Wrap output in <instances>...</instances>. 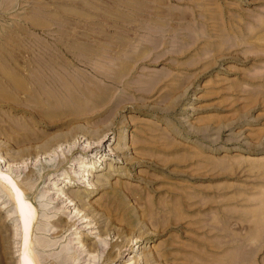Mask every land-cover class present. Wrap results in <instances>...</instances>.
Here are the masks:
<instances>
[{
  "label": "rangeland",
  "instance_id": "374dc122",
  "mask_svg": "<svg viewBox=\"0 0 264 264\" xmlns=\"http://www.w3.org/2000/svg\"><path fill=\"white\" fill-rule=\"evenodd\" d=\"M0 171V264L30 251L2 171L37 182L31 240L41 188L82 195L42 264L77 235L85 264H264V0H0Z\"/></svg>",
  "mask_w": 264,
  "mask_h": 264
},
{
  "label": "bare ground",
  "instance_id": "6f19581e",
  "mask_svg": "<svg viewBox=\"0 0 264 264\" xmlns=\"http://www.w3.org/2000/svg\"><path fill=\"white\" fill-rule=\"evenodd\" d=\"M96 145H98V144H96ZM65 160L68 161L70 159L67 157V158L56 160V158L52 157V158H48L46 160V163L47 164L49 163L48 165H50L51 163L52 164L53 163L57 164L56 167H55V170L50 171V172H52L51 173V177L54 178L56 181H59V180L60 181H64L63 177H61L62 174H58L57 172L60 170V168L62 167L61 165L64 163ZM80 162H81V164H80L79 169H75V168L70 167V171H69V173H71L73 177H77L76 178L77 180H80L83 175H86V174H82V176H79V173H80V170H81L80 168L82 166L84 167V165H85V164H83L84 163L83 161H80ZM43 167H44V165H42V169H43ZM91 172H92V170H90V175L92 174ZM2 173L6 175V180H5V184L2 186V188H3L2 191H4L6 195L10 196L11 193H13L14 189L17 190L16 192H19V200H20V202L23 203V210L20 209V210H17V211L19 212V214H20V216H21V218H22V220L24 222L23 227H24V230L26 231L27 240L30 241L29 256H28V259L26 261L23 260V264H42V262H41L42 261V257L39 256L40 249L44 250L45 248H50V247L54 246L55 244H57L56 243L57 241H52L53 239H50V236L48 237L47 234H46L47 232H49V230H51L48 227V222L52 221V220H56L57 222H60L61 221V215L58 216V217H55L57 215V213H60V211H61V213L64 214V213L69 211L70 205L77 204L76 201L82 202L81 201V198H82L81 196L82 195L80 196L79 193H73V194L67 195V193L62 188H57L58 186H56L57 185L56 182H52L51 183V182H49L47 180L49 183H51V185H49L51 187L47 188V189L41 188L39 190V192L37 193V195L35 196V197H37L40 200V205L43 208L42 212H40V213H41L44 221L40 220V222L38 224V227H37V229L39 231H42L43 235H39V234L35 235L34 240H31L30 238H28V235L33 233L34 225H35V223L38 220V214L39 213H38V209H37L36 205L34 204L35 202L33 203V200L31 199V196H29V191H31L36 186L37 182H31V183L26 184L27 185L26 187L25 186L22 187V185L19 182H17V181H14V180L10 181L9 174L5 173L4 171H2ZM38 175H39L38 177H40V178L42 177L41 170H39ZM87 175H88V173H87ZM43 176H45V175H43ZM53 189H55L54 193L49 192L50 190H53ZM83 198H84V196H83ZM73 199H77V200L73 202ZM67 200L69 201V204H67L68 202L66 203ZM17 204H18V202H17ZM78 213H79V210H78ZM77 215L74 214L70 218L72 224H74V225L81 224L80 223L81 219L82 218L84 219V217H86V216L78 217ZM85 221H87V220H85ZM86 224H89V223L87 222ZM52 227H55V224H53ZM69 229H68V231H69ZM53 233H55V232H52V234ZM50 235H51V233H50ZM78 237H80V235H77V236H74V237L70 238L67 243H66V240H65V245L60 250V251H64L63 252V253H65L64 257H66V256H68V258L70 257L69 258L70 264H85V261L83 260V258L85 257L84 256V252H86V251H84V249H82V248L75 247V245L73 244V239L78 238ZM83 246L84 245H82V247ZM55 252H57V251H55ZM71 252H73V253L71 254ZM52 253L50 254L51 256H52ZM59 253H61V252H59ZM40 254H41V252H40ZM44 255L47 256V252ZM50 255H48V256H50ZM101 256H102L101 263L99 262V260H92V263L93 264H102L103 262L108 261L109 257H111L110 255L107 254V252L105 254L101 255ZM60 261H61L60 262L61 264H67V258H64L63 260L61 259ZM133 263L134 262H132V264ZM87 264H90V262H88ZM126 264H128V263H126Z\"/></svg>",
  "mask_w": 264,
  "mask_h": 264
}]
</instances>
